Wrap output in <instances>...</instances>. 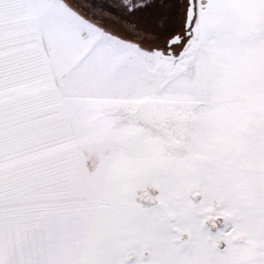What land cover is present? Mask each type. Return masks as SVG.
Returning <instances> with one entry per match:
<instances>
[{
  "label": "snow or ice",
  "instance_id": "6c2138e0",
  "mask_svg": "<svg viewBox=\"0 0 264 264\" xmlns=\"http://www.w3.org/2000/svg\"><path fill=\"white\" fill-rule=\"evenodd\" d=\"M0 264H264V0H0Z\"/></svg>",
  "mask_w": 264,
  "mask_h": 264
}]
</instances>
